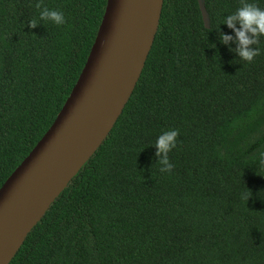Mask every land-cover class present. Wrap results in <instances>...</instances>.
<instances>
[{
    "label": "trees",
    "instance_id": "trees-1",
    "mask_svg": "<svg viewBox=\"0 0 264 264\" xmlns=\"http://www.w3.org/2000/svg\"><path fill=\"white\" fill-rule=\"evenodd\" d=\"M36 2L0 0V188L61 111L107 4L42 0L66 23L33 29ZM205 5L209 28L198 0H164L115 126L9 264H264V37L240 60L220 34L235 36L222 22L241 0ZM170 129L167 174L154 144Z\"/></svg>",
    "mask_w": 264,
    "mask_h": 264
},
{
    "label": "water",
    "instance_id": "water-1",
    "mask_svg": "<svg viewBox=\"0 0 264 264\" xmlns=\"http://www.w3.org/2000/svg\"><path fill=\"white\" fill-rule=\"evenodd\" d=\"M205 26L210 15L198 0ZM164 0H107L82 72L55 121L0 188V264H9L122 114L152 49Z\"/></svg>",
    "mask_w": 264,
    "mask_h": 264
},
{
    "label": "clouds",
    "instance_id": "clouds-1",
    "mask_svg": "<svg viewBox=\"0 0 264 264\" xmlns=\"http://www.w3.org/2000/svg\"><path fill=\"white\" fill-rule=\"evenodd\" d=\"M34 7L39 10V18H33L29 21L31 28H36L40 21L52 22L58 26L66 23L65 15L62 11L49 9L43 4L42 0H37ZM222 24H226L235 32V36L220 34V40L223 44L229 45L230 51L238 54L240 60L249 64L261 54L258 47L261 37H264V9L248 0H241V6L232 14L227 15ZM239 25V27L237 26ZM235 42L237 47L231 48V43ZM178 129H170L160 134L154 144L156 147V163L160 165L161 173L171 174L175 165L170 161V153L178 146ZM264 157V154H262ZM264 163V159H262ZM251 192V191H250ZM251 195L242 193V199L248 201Z\"/></svg>",
    "mask_w": 264,
    "mask_h": 264
}]
</instances>
